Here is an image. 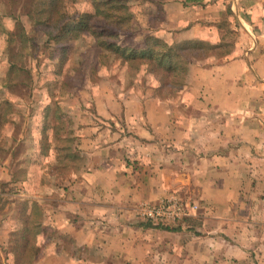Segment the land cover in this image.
Masks as SVG:
<instances>
[{"label":"crops","instance_id":"obj_1","mask_svg":"<svg viewBox=\"0 0 264 264\" xmlns=\"http://www.w3.org/2000/svg\"><path fill=\"white\" fill-rule=\"evenodd\" d=\"M225 3L242 30L232 51L191 64L179 96L124 103L118 118L87 127L78 178L52 193L26 191L36 210L0 218L2 264H17L13 254L32 239L31 264H264V0H169L162 30L203 37L183 16L220 17ZM170 194L198 202V213L167 226L139 215Z\"/></svg>","mask_w":264,"mask_h":264},{"label":"rangeland","instance_id":"obj_2","mask_svg":"<svg viewBox=\"0 0 264 264\" xmlns=\"http://www.w3.org/2000/svg\"><path fill=\"white\" fill-rule=\"evenodd\" d=\"M26 1L21 0V4ZM73 2H64L70 13H95L92 0ZM167 2L169 0L165 1L161 9L154 0H129L132 18L121 34V44L140 46L139 43L144 42L148 34L159 35L171 44L185 40L178 39L174 31L168 34L162 30L163 19L167 18L164 11ZM28 5L26 2L25 8L28 9ZM223 6L224 14L220 17L209 16L205 20L196 14L186 13L183 16L189 18L187 28L195 26L198 30L196 33L202 34L201 30L204 29L206 34L188 39H201L220 46L207 51V55H204L206 59L188 64L186 76L182 75L185 76L183 85L173 90V95L164 98L158 93L159 82L155 74L149 71L147 63L124 61L117 54L101 47L98 39L89 31L81 32L68 43L48 44L44 27H35L21 9L15 10L25 32L20 31L22 35H19L15 19L5 15L8 11L6 3L0 2V166L8 160L6 166L11 170V185H0V218L16 221L21 207L36 210L34 203L25 198L26 191L33 194L52 193V188L57 190L78 178L85 163L79 140L87 127H98L95 123L100 122L101 118L106 122L111 121L108 117L118 118L124 103L140 102V98L145 102L153 95L164 100L173 99L179 96V90L187 86L191 64L222 62L234 48L242 31L239 18L230 12V5L225 3ZM213 25L218 27V36L215 37L207 31ZM13 31L16 33L11 37ZM217 37L221 41L214 43ZM11 49L16 54L15 62L24 66V71L10 69ZM101 104L106 108L105 116L98 113ZM108 123L101 124L110 128ZM56 196L60 197L59 193ZM181 199L199 206L198 202ZM7 205H10L11 210L7 209ZM198 211L199 208L194 215ZM32 214L35 215L34 212ZM31 221L28 222V230L34 234L35 224ZM170 224L175 223L164 225ZM20 237L19 233L17 245L13 244L17 251L22 243ZM29 241L25 253L20 256L13 254L17 264L33 262L31 247H34L35 240ZM3 259L0 250L1 264Z\"/></svg>","mask_w":264,"mask_h":264},{"label":"trees","instance_id":"obj_3","mask_svg":"<svg viewBox=\"0 0 264 264\" xmlns=\"http://www.w3.org/2000/svg\"><path fill=\"white\" fill-rule=\"evenodd\" d=\"M66 1L69 0H27V9L26 2L21 4V0H0L7 5L8 11L5 15L15 19V28L19 30V35H22L20 31L25 34L16 12L21 9L30 17L35 27H44L48 44L68 43L81 32L89 31L95 35L101 47L117 54L124 61L139 60L147 63L149 71L155 74L159 82L158 93L164 98L173 95V90L183 85L188 64L194 60L206 59L204 55H207V51L220 46L201 39H185L171 44L167 39L153 34H148L144 42L139 43L140 46L122 45L121 34L132 18L129 13V0H92L95 13L80 14L70 13L67 3H64ZM154 1L162 9L167 0ZM15 33L11 32V37ZM9 53L10 69L24 71V66L15 62L14 51L11 49ZM183 74L185 76L182 77Z\"/></svg>","mask_w":264,"mask_h":264},{"label":"built area","instance_id":"obj_4","mask_svg":"<svg viewBox=\"0 0 264 264\" xmlns=\"http://www.w3.org/2000/svg\"><path fill=\"white\" fill-rule=\"evenodd\" d=\"M198 208L194 202L189 203L176 195H170L159 202L143 203L139 215L155 223H176L194 215Z\"/></svg>","mask_w":264,"mask_h":264}]
</instances>
